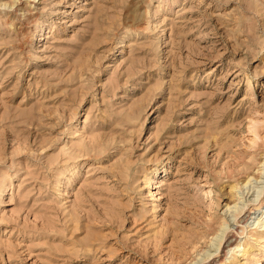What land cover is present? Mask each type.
Returning <instances> with one entry per match:
<instances>
[{
    "label": "rangeland",
    "instance_id": "1",
    "mask_svg": "<svg viewBox=\"0 0 264 264\" xmlns=\"http://www.w3.org/2000/svg\"><path fill=\"white\" fill-rule=\"evenodd\" d=\"M213 261L264 264V0H0V264Z\"/></svg>",
    "mask_w": 264,
    "mask_h": 264
},
{
    "label": "bare ground",
    "instance_id": "2",
    "mask_svg": "<svg viewBox=\"0 0 264 264\" xmlns=\"http://www.w3.org/2000/svg\"><path fill=\"white\" fill-rule=\"evenodd\" d=\"M249 176H250V175H249ZM246 177H247V176H246ZM249 178H250V177H249ZM249 178L247 177V178H246V179H247L246 181H249V180H248ZM257 179H258V178H257ZM244 181H245V177H244ZM246 181H245V182H246ZM239 182H240V181H239ZM240 183H241V182H240ZM242 183H243V182H242ZM246 183H247V182H246ZM246 183H245V184H246ZM239 186H240V185H239ZM240 187H242V186H240ZM231 188L234 190L235 194L238 193L237 190H236V189H237V184L231 186ZM242 190H243V189H242ZM249 190H250V189H249ZM249 190H248V191H249ZM247 193H248V192H247ZM254 193H255V192H254ZM235 196H237V195H235ZM239 197H240V196H239ZM239 197H238V198H239ZM240 198H241V197H240ZM245 200H246V199H245ZM250 201H251V199H250ZM233 206H234V205H233ZM242 206H243V205H242ZM237 208H238V207H237ZM238 209H239V210H238ZM238 209H237L238 211L241 210L240 207H239ZM257 211H258V210H257ZM237 214H238V213H237ZM245 221H246V220H245ZM247 221H248V218H247ZM248 222H249V221H248ZM254 222H255V220H254ZM220 237H221V236H220ZM220 240H221V239H220ZM220 240H219V241H220ZM212 241H213V240H212ZM221 241H222V240H221ZM221 241H220V242H221ZM220 242H219V243H220ZM229 242H231V241H229ZM230 245H231V244H230ZM238 245H239V244H238ZM212 246H213V245H212ZM212 246H211V247H212ZM216 246H217V244H216ZM228 246H229V245H228ZM237 247H238V246H236V249H237ZM215 248H216V250L218 249V251H219V247H218V246L215 247ZM227 248H228V247H227ZM232 248H233V247H232ZM234 248H235V247H234ZM226 250H227V249H226ZM230 250H231V249H230ZM237 250H239V249H237ZM227 251H228V250H227ZM233 251H234V250H233ZM207 253H208V252H207ZM227 253H228V252H227ZM210 255H211V253H208V255H207L206 257H209ZM209 264H214V261H213V262H210Z\"/></svg>",
    "mask_w": 264,
    "mask_h": 264
}]
</instances>
